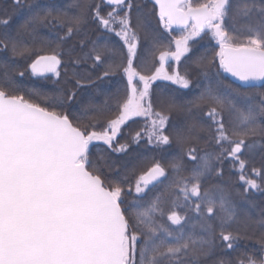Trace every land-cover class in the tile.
Returning a JSON list of instances; mask_svg holds the SVG:
<instances>
[{
	"label": "snow or ice",
	"instance_id": "6c2138e0",
	"mask_svg": "<svg viewBox=\"0 0 264 264\" xmlns=\"http://www.w3.org/2000/svg\"><path fill=\"white\" fill-rule=\"evenodd\" d=\"M8 5L0 264H264V0Z\"/></svg>",
	"mask_w": 264,
	"mask_h": 264
},
{
	"label": "trees",
	"instance_id": "16d2710c",
	"mask_svg": "<svg viewBox=\"0 0 264 264\" xmlns=\"http://www.w3.org/2000/svg\"><path fill=\"white\" fill-rule=\"evenodd\" d=\"M43 2V0H42ZM62 3L66 4L70 2V0H61ZM139 3L144 4L146 0H138ZM191 2L195 5L197 3L203 2V0H191ZM8 0H0V8H6L8 7ZM148 7L151 8L152 5L151 3H148ZM174 35L179 36L180 32L179 30H175ZM215 45L214 41H209L207 38L204 40H201L199 44L196 45V51L197 52H202L206 47H213ZM218 50V49H216ZM21 66L24 65V61H20ZM182 66V65H181ZM229 80H231L229 78ZM23 83L26 85L27 88H37V89H43V90H50L51 88L54 87L53 83L51 80H39L37 78H33L30 75L26 74V76L23 78ZM171 86V87H176L175 85H171V83L166 82V81H157L153 84V88L157 89L158 91L161 88H164L165 86ZM159 86V87H158ZM143 124L142 120H139L137 118V122H129V126L125 127L124 129V136L121 139V142H124V140L128 139V134L130 132H134L138 130ZM96 146H98L100 149H106V145L103 143H94ZM96 151V149H93ZM176 150L170 149L168 150L169 153H174ZM162 154H168V153H162L161 150L158 149H150L147 145H145L143 142L139 147L133 145L132 150L129 155L125 156L123 154L113 155V159L116 161L117 165L124 164V163H135L136 162V157H140L141 159L144 158H150L153 155L159 157ZM254 200L257 205H264V194L257 193L254 196ZM257 212H259V208L256 209Z\"/></svg>",
	"mask_w": 264,
	"mask_h": 264
},
{
	"label": "rangeland",
	"instance_id": "374dc122",
	"mask_svg": "<svg viewBox=\"0 0 264 264\" xmlns=\"http://www.w3.org/2000/svg\"><path fill=\"white\" fill-rule=\"evenodd\" d=\"M171 64H172V67H176V65H175V62L173 61V62H171ZM158 81H165V80H158ZM157 82V81H156ZM166 82H169V81H166ZM169 83H171V82H169ZM94 143H103L102 141H96V142H94Z\"/></svg>",
	"mask_w": 264,
	"mask_h": 264
},
{
	"label": "water",
	"instance_id": "95a60500",
	"mask_svg": "<svg viewBox=\"0 0 264 264\" xmlns=\"http://www.w3.org/2000/svg\"><path fill=\"white\" fill-rule=\"evenodd\" d=\"M229 78L231 79V80H233L234 78H231L230 76H229Z\"/></svg>",
	"mask_w": 264,
	"mask_h": 264
}]
</instances>
